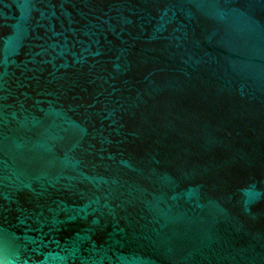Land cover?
<instances>
[{
	"label": "water",
	"instance_id": "obj_1",
	"mask_svg": "<svg viewBox=\"0 0 264 264\" xmlns=\"http://www.w3.org/2000/svg\"><path fill=\"white\" fill-rule=\"evenodd\" d=\"M0 264H264V0H0Z\"/></svg>",
	"mask_w": 264,
	"mask_h": 264
}]
</instances>
